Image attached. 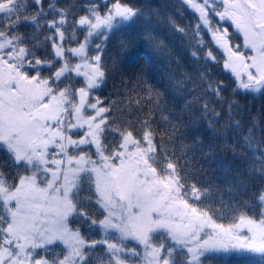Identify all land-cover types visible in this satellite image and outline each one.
Returning <instances> with one entry per match:
<instances>
[{
	"label": "trees",
	"instance_id": "obj_1",
	"mask_svg": "<svg viewBox=\"0 0 264 264\" xmlns=\"http://www.w3.org/2000/svg\"><path fill=\"white\" fill-rule=\"evenodd\" d=\"M125 2L139 11L110 32L104 51L107 77L91 93L103 111L102 151L106 155L118 151L126 137L142 144L148 139L147 162L159 178L177 176L180 178L177 185L195 181L199 193L185 188L192 204L210 205L218 216L223 211L226 219L230 212L264 211V200L260 199L264 196V88L257 94L241 92L238 88L231 92L233 79L222 68L224 54L204 33L203 26L197 34L193 18L187 12L181 15V0ZM113 5L114 0L106 3L104 0H42L39 6L32 0H15V11H0V32L3 33L0 40H9L12 51L23 49L25 65L17 68L24 77L49 80L54 89L68 90L73 95L83 87L81 79L69 73L54 80L61 67L53 47L57 29L63 33L64 49L77 47L86 37L85 26L78 24L80 17H92V12L103 16ZM22 8L26 9V16L21 13L22 20L17 25L16 13ZM6 21L12 26L4 27ZM233 37L232 31V40ZM120 41L128 44V51L123 55ZM113 55L116 67L112 66ZM145 73L146 81L136 83L135 78ZM221 80L225 82L221 89L224 99L218 100L208 85ZM146 85L153 89V96L145 94ZM205 102L208 109L203 107ZM229 104L231 115L227 110ZM212 108L220 111L218 118L209 110ZM237 120L239 124L235 123ZM8 151L0 141V181L12 191L19 181L11 155L5 154ZM169 164L173 169L168 168ZM20 171L24 177L31 174L30 167L22 163ZM94 199L97 195L93 178L83 173L72 192L71 202L76 211L68 224L86 241L101 237L99 224L92 223L91 216L99 219L104 213L98 211ZM81 209L86 210L89 218L80 214ZM153 241L155 245L168 244L164 234L154 235ZM103 246L100 244L91 251L87 248L88 255L81 264H96L95 255L105 256L101 251ZM44 249H49L44 255L52 264L54 253L64 254L58 244ZM175 260L181 264L180 250ZM254 260L250 254H207L202 257V264H254Z\"/></svg>",
	"mask_w": 264,
	"mask_h": 264
},
{
	"label": "rangeland",
	"instance_id": "obj_2",
	"mask_svg": "<svg viewBox=\"0 0 264 264\" xmlns=\"http://www.w3.org/2000/svg\"><path fill=\"white\" fill-rule=\"evenodd\" d=\"M248 3L255 5L260 3V0H248ZM112 11H114L113 6L105 15H110ZM261 16H264V12L256 7H251L241 17L242 23L248 30L249 39L257 42H260L257 25ZM130 18L114 16L110 32L127 23ZM89 20L94 22L95 16L89 17ZM82 25L86 28L87 36L90 24ZM108 31V27L101 24L92 32L91 43L88 45L86 55L74 54L72 48L64 49L61 46L60 33L57 32L54 44L63 52L62 55L57 56L55 51L56 57L60 59L61 67L56 72L54 80L64 78L69 73L81 79L84 85L81 89H77L73 95L68 90L54 89L49 80L41 81L38 78L24 77L20 68H17V66L25 65L22 60L23 52L12 51L9 40H0V45H2L0 46V141L8 149L9 144H13L18 152L32 156L31 174L24 177L25 179L30 178L29 182L20 180L17 187L9 191L0 181V199L5 204H10L12 208L17 206V197L27 202L30 207L21 209V211H30L38 215L36 224L43 230L48 227L51 222L50 218L54 216L50 209V198L60 197L61 209L71 206L72 192L79 176L89 173L93 178L97 198L99 194L110 198L113 205L111 210L119 215L117 222L122 226H127L130 233L127 237L122 238V233L118 228H109L104 238L122 244L125 249L135 248L142 255L145 250H149V243L155 245L153 237L156 234H164L169 242L167 230L160 227L148 232L149 243H145L143 246L132 234L133 232L142 234L151 221L167 218L159 201L166 194L164 184L168 177L161 179L150 168L147 162L150 151L148 139H145L142 144L126 137L119 150L111 155L104 154L101 149L100 133L103 124V111L99 109L98 103L91 95L99 85L89 86L87 79L93 71L89 67V64L94 63L91 57L96 54L93 45L102 40L103 34ZM232 31L234 33L232 47L234 48L240 31L235 27ZM95 39L97 41H94ZM211 39L224 55L231 51V49L227 50L229 46L228 48L224 46L227 42L222 38L214 36ZM240 51H243L245 55L248 54L247 49L242 48ZM64 55L67 57L64 58ZM240 63L238 59H234V64L237 67L240 66ZM250 71H254V69H250ZM97 80H100V77H97ZM241 92L253 93L248 90ZM81 154L91 163H85L83 169L77 172L74 170L79 165L75 159H70V157L78 158ZM22 164L28 166L23 161ZM149 180L154 183L148 182ZM66 190L68 199L64 200ZM72 214L63 216L61 212V223L69 227L68 219ZM112 219L115 221L116 216H113ZM98 226L101 229V225ZM69 230L77 231L70 227ZM212 231L210 226L205 229L206 233ZM236 231L241 235L249 234L247 227ZM33 238L39 241L42 237L37 231L33 233ZM53 244H58L65 252L66 246L60 239L46 243L44 248ZM100 244L102 243H97L95 247ZM44 248L38 247L34 250L32 244L29 243L26 244L25 252L35 251L39 254L40 250ZM87 248L89 245L86 243L83 250L86 251ZM104 248L105 245L101 251L105 253V256L100 253L99 256L93 257L94 260H98L95 262L96 264H111L110 255L104 251ZM164 252L167 253V251ZM208 254L239 255L248 253L244 250L229 248L227 252L220 250ZM120 256L124 259L130 258L133 264L140 259L135 253L128 251L120 252ZM160 259L163 260V256ZM75 260L77 264L83 262L78 256L75 257Z\"/></svg>",
	"mask_w": 264,
	"mask_h": 264
},
{
	"label": "snow or ice",
	"instance_id": "obj_3",
	"mask_svg": "<svg viewBox=\"0 0 264 264\" xmlns=\"http://www.w3.org/2000/svg\"><path fill=\"white\" fill-rule=\"evenodd\" d=\"M32 2L39 6L42 0H32ZM104 2L106 3L107 0H104ZM181 6V15L187 12L195 21L197 34H199V30L203 26L204 33L209 39L215 36L227 42L231 51L224 55L222 68L228 71L233 79L231 92L234 93L238 88L241 91L248 90L253 93H259L264 88V16L260 17V22L257 25L259 28L257 35L260 38V42L249 39L248 30L242 23L241 17L251 7H256L261 12H264V0H260V3L255 5L249 4L248 0H181ZM96 7H99V5ZM113 7L114 11L110 15L101 16L96 12H92V15L95 16L94 22L89 20L86 15L81 16L78 21V24H90V28L88 29V35L80 42L79 46L72 48L74 54H87L88 45L91 43L90 36L101 24L109 29L102 36L103 42L93 45L96 49V54L91 57L94 63L89 64V67L93 69L87 79L89 86L99 85L107 77V72L104 68V51L108 46L113 17L123 16L127 19L139 11L126 3L125 0H114ZM5 9L9 12L15 11V0H0V11ZM21 13L26 16V9L22 8L16 13L17 25L22 20ZM63 19L61 17V20ZM225 21H228V23H225ZM52 23V21H49V24ZM11 26L7 21L5 22L4 27ZM176 27L183 32L179 25ZM234 27L240 31V35L237 37V42L233 48L232 29ZM57 32L60 33L62 38L63 33L61 30L57 29ZM2 34L0 32V35ZM120 43L122 44L120 54L123 55L128 51V44L124 41H120ZM201 43H203V40ZM53 47L57 56L62 55V49L57 48L55 44ZM242 48L248 50L247 55L240 51ZM192 54L196 55L195 53ZM111 59L112 66L116 67L117 60L115 55ZM234 59H238L241 62L239 67L234 64ZM250 69H254V71H250ZM201 75L203 74L201 73ZM97 77L101 79L97 80ZM146 79L145 73L144 76H137L135 82L139 83L141 80L146 81ZM224 83L221 80L214 85H208V90L214 91L218 100L224 99L221 91ZM146 86L148 90L145 94L153 96L154 91L151 86ZM203 107L208 109L207 102L204 103ZM209 110L213 112V116L216 118L221 115L218 109L212 108ZM227 110L228 114L231 115V104H229ZM235 123L239 124V121L237 120ZM256 123H258V120H256ZM209 126H211V120L209 121ZM251 131V128H249V134H251ZM245 139L247 140L248 137H245ZM5 154L11 155L12 162L16 166V179L29 182L30 178L25 179L20 168L22 161L30 167L32 156L18 152L13 144H9V151ZM70 159H75L77 165H79L74 170L77 172L83 169L85 163H91L84 158L83 154L78 158L70 157ZM92 166L94 167V164ZM173 167L172 164L168 165L169 169H173ZM179 179L177 176L170 175L164 184L166 194L160 198L159 205L167 218L151 221L142 234L132 233L143 246L145 243H149V231L158 227L167 230L168 244L166 245L162 242L159 245H153L149 243V250H145L142 255L135 248L125 249L122 244L104 238L109 228H118L122 233V238L127 237L130 233L127 226H122L117 222L119 215L111 210L112 202L109 197L103 194H99L98 198L94 199V203L98 205V211L106 214H102L99 219L95 215L91 216L92 223L101 225V237L92 241H86L80 237L79 231L72 232L68 226L61 223V212L63 216H67L69 213L76 211L74 203L69 202L71 206L61 209L60 197H51L50 209L54 216L50 218L51 222L48 227L41 230L39 225L36 224V220L39 218L38 215L30 211H21V209L30 207L27 202L17 197V206L12 208L10 204H4L3 200H0V207H3V215H0V264H52V261L44 255V252L49 249H44V251L37 254L35 251L25 252V247L26 244L30 243L34 250L38 247L44 248L46 243H51L55 239L62 240L66 246L62 256L59 251L54 253L55 264H77L75 260L77 256L80 257L81 261H85L88 255L83 250L86 243L89 245V251L95 248L97 243L104 244V251L109 253L111 264H133L130 258L124 259L120 256L122 251L132 252L139 256L140 259L135 264H177L175 260L177 250H180L181 264H202V257L209 252H218L220 250L227 252L229 248L244 250L255 258L254 264H264V211H260L258 214H249L243 210L230 212L227 219L224 212L220 211L218 216L216 212L211 210L210 205L192 204L188 199V195L185 192L186 187H190V191L194 194L200 192V189L195 185V181L190 182V185L182 183L177 185L176 181ZM148 182L154 183L151 180ZM199 198H202V196ZM67 199L66 190L64 200ZM260 199L264 200V196H261ZM80 214L85 218H89L86 210L81 209ZM113 216H116L115 221L112 219ZM209 226L213 231L206 233L205 229ZM245 227H247L248 235H241L236 231ZM37 231L42 237L39 241L33 238V233ZM165 247H167V253L163 251ZM13 249H16V251H13ZM161 256H163V260L160 259Z\"/></svg>",
	"mask_w": 264,
	"mask_h": 264
}]
</instances>
